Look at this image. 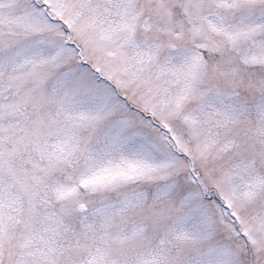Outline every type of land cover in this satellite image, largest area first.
<instances>
[{
    "label": "snow or ice",
    "instance_id": "obj_1",
    "mask_svg": "<svg viewBox=\"0 0 264 264\" xmlns=\"http://www.w3.org/2000/svg\"><path fill=\"white\" fill-rule=\"evenodd\" d=\"M0 264H264V0H0Z\"/></svg>",
    "mask_w": 264,
    "mask_h": 264
}]
</instances>
